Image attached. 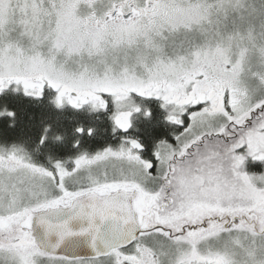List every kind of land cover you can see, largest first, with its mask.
Here are the masks:
<instances>
[{"label":"snow or ice","instance_id":"6c2138e0","mask_svg":"<svg viewBox=\"0 0 264 264\" xmlns=\"http://www.w3.org/2000/svg\"><path fill=\"white\" fill-rule=\"evenodd\" d=\"M0 264H264V0H0Z\"/></svg>","mask_w":264,"mask_h":264},{"label":"trees","instance_id":"16d2710c","mask_svg":"<svg viewBox=\"0 0 264 264\" xmlns=\"http://www.w3.org/2000/svg\"><path fill=\"white\" fill-rule=\"evenodd\" d=\"M52 96V93H48L43 101H40L38 103L36 102H30L27 100H21L20 98H14L10 100V106L15 107L18 111V115L21 113L24 114V121L28 124H32V133H38L39 128L41 127L40 124V118L45 116H60L61 118L68 121L69 127H72L71 121L76 119V114L73 112L71 108L65 107L63 111L57 112L56 109L53 107L51 103H49V98ZM33 104H36L35 107H33ZM85 113L88 112L86 108L83 109ZM29 113L35 114V119L33 121H28L27 116ZM89 125L95 126L97 128L96 136L97 138H107L106 136L109 135V128L106 123V118L103 115L96 116L93 115L89 117ZM86 125V126H89ZM9 134H12V130H7ZM62 135H65V139L69 140L71 139V134L67 133ZM17 140H19V137H17Z\"/></svg>","mask_w":264,"mask_h":264},{"label":"rangeland","instance_id":"374dc122","mask_svg":"<svg viewBox=\"0 0 264 264\" xmlns=\"http://www.w3.org/2000/svg\"><path fill=\"white\" fill-rule=\"evenodd\" d=\"M86 110H88L89 111V109L88 108H86ZM84 111V110H83Z\"/></svg>","mask_w":264,"mask_h":264}]
</instances>
